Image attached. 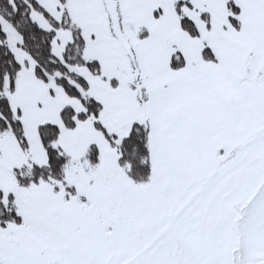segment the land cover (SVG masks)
<instances>
[{
  "label": "snow or ice",
  "instance_id": "1",
  "mask_svg": "<svg viewBox=\"0 0 264 264\" xmlns=\"http://www.w3.org/2000/svg\"><path fill=\"white\" fill-rule=\"evenodd\" d=\"M0 264H264V0H0Z\"/></svg>",
  "mask_w": 264,
  "mask_h": 264
}]
</instances>
